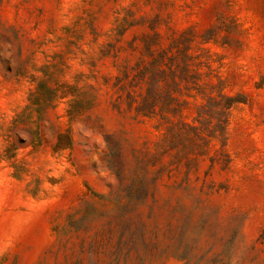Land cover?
<instances>
[{
	"label": "rangeland",
	"instance_id": "rangeland-1",
	"mask_svg": "<svg viewBox=\"0 0 264 264\" xmlns=\"http://www.w3.org/2000/svg\"><path fill=\"white\" fill-rule=\"evenodd\" d=\"M0 264H264V0H0Z\"/></svg>",
	"mask_w": 264,
	"mask_h": 264
}]
</instances>
